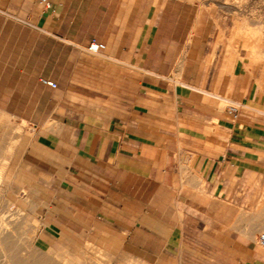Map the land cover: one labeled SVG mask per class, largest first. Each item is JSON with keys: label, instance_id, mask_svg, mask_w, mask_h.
Segmentation results:
<instances>
[{"label": "rangeland", "instance_id": "obj_1", "mask_svg": "<svg viewBox=\"0 0 264 264\" xmlns=\"http://www.w3.org/2000/svg\"><path fill=\"white\" fill-rule=\"evenodd\" d=\"M36 1L0 0V6L30 15L36 8L39 13L44 11ZM83 1L88 3L91 21L76 27L81 32L90 28L93 33L107 31L97 12L133 3L134 23L127 26L134 28V33H124L122 43L135 55L108 56V51L117 47L111 45L96 57L88 55L86 66L77 56V47L81 51L85 43L67 46L72 51L69 67L43 65L40 55L35 72L59 79L57 88L42 92L38 114L46 115L52 102L59 100L73 118L24 120L19 116L29 114L34 105L15 102L20 89L0 88V211L6 218L7 234L22 256L36 250L54 264H132L126 243L133 237L134 221L135 226L141 224L142 216L136 211L142 209L146 195H80V168L69 166L84 155L79 150V107L89 83L94 82L92 76L100 74L93 66L95 59H110L120 67L135 66L133 73L120 72V89L127 87L130 77L135 85L139 83L144 71L137 67L142 64L152 68L148 72L151 79L202 85L197 89L208 96L200 100L207 110L213 106L215 118L163 121L168 131L184 133L168 135L167 144L203 151L214 144L217 153L230 127L264 131V0H82L81 4L71 0L68 16L74 21ZM146 29L147 38L143 39ZM7 33V49L13 47L14 52L59 47L52 39H34L26 28L19 34L18 26L10 31L8 24ZM158 68L160 71L154 70ZM95 81L100 87L115 84L104 83L100 77ZM26 90L32 99L34 90ZM63 123L70 128L63 129ZM142 138L153 144L162 137ZM261 138L255 149L264 161V135ZM118 176L122 180L124 173L120 171ZM216 208L230 210L232 243L236 242L232 252H241V243L264 233V195H226L216 202ZM232 255L231 264H237L239 253Z\"/></svg>", "mask_w": 264, "mask_h": 264}, {"label": "crops", "instance_id": "obj_2", "mask_svg": "<svg viewBox=\"0 0 264 264\" xmlns=\"http://www.w3.org/2000/svg\"><path fill=\"white\" fill-rule=\"evenodd\" d=\"M49 2V8L41 6L43 12L39 13L36 8L30 15L23 14L22 9L11 12L6 6H0V88L20 89L15 102L34 105L29 114L19 116L24 120L73 118L66 114L70 110L60 106L59 100L52 102V110L46 115L38 114L36 106L41 102L42 92L57 88L59 79L35 72L40 55L43 65L69 67L72 51L67 46L86 45L92 39L104 44L102 51L105 47L117 46L114 51H108V56L135 55L122 43L124 33H134V28L127 26L134 23L133 3L97 12L107 31L93 33L90 28L85 27L81 32L79 26L76 27V24L91 21L87 1H83L76 21L68 16L71 0ZM37 3L38 0L36 6ZM8 24L10 31L18 26L20 34L26 28L34 39L41 36V39H52L59 42V47H48L45 51L31 48L27 53H23L22 48L18 52H14L13 47L8 50ZM145 34L147 36V29L143 31V39L147 38ZM77 50L84 65L88 55H97L85 49L80 51L79 47ZM95 61L93 66L100 69V74L92 76L94 82L89 83L79 107L82 110L79 150L84 155L69 166L80 168V195H146L142 209L136 211L137 216H142L141 224L135 226L134 221L133 237L126 243L128 262L231 264L232 254L239 253L237 264H264V246L258 244V235L256 240L241 243V252H232L236 242L232 243L230 210L216 208V202L226 195H264V161L255 149L262 143L264 131L230 127L217 153L214 144L205 151L183 144L168 147V135L184 133L179 129L168 131L163 121L215 118L213 106L207 110L200 100L201 96H208L197 89L203 86L190 81L172 84L151 79L148 72H152V68L142 64L137 67L144 71L139 83L135 85L130 77L127 87L120 89V72L133 73L135 66L120 67L110 59ZM154 70L160 71L159 68ZM97 76L104 79V83L108 80L115 83L114 86H98ZM41 79L54 81L56 86H48ZM28 88L34 90L30 100L26 96ZM53 112L57 115L53 116ZM65 125L63 123V129L70 128ZM150 136L162 138L153 144L148 138H142ZM64 137L65 134L63 141L67 142ZM36 143H39L38 136ZM145 152L160 155L156 158ZM120 171L124 173L122 180L118 176ZM152 200L158 202L152 203Z\"/></svg>", "mask_w": 264, "mask_h": 264}, {"label": "bare ground", "instance_id": "obj_3", "mask_svg": "<svg viewBox=\"0 0 264 264\" xmlns=\"http://www.w3.org/2000/svg\"><path fill=\"white\" fill-rule=\"evenodd\" d=\"M7 229L5 215L0 211V264H5V262L7 264H54L51 263L50 259L46 258L44 254L36 250L30 251L26 249L28 252L25 254V256H22V253H20L21 250L12 243L10 238L11 235L7 234Z\"/></svg>", "mask_w": 264, "mask_h": 264}, {"label": "built area", "instance_id": "obj_4", "mask_svg": "<svg viewBox=\"0 0 264 264\" xmlns=\"http://www.w3.org/2000/svg\"><path fill=\"white\" fill-rule=\"evenodd\" d=\"M38 3L44 7V8H49L50 7V2L49 0H38ZM104 49V44L102 42L96 41V40H90L86 45H85V50L88 53L91 54H98ZM41 82L51 86L55 87L56 83L54 81L48 80V79H41ZM229 112H231L229 108ZM257 242L259 245L264 246V233H260L257 237Z\"/></svg>", "mask_w": 264, "mask_h": 264}]
</instances>
